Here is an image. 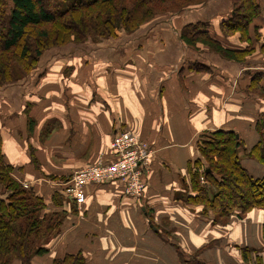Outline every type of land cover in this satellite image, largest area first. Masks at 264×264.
I'll use <instances>...</instances> for the list:
<instances>
[{"label":"crops","instance_id":"obj_1","mask_svg":"<svg viewBox=\"0 0 264 264\" xmlns=\"http://www.w3.org/2000/svg\"><path fill=\"white\" fill-rule=\"evenodd\" d=\"M258 3L264 7V0ZM232 8L233 0H208L131 33L51 51L25 78L0 88L1 153L12 177L66 215L49 252L32 264H55L77 252L85 264H182L194 257L246 264L243 247L264 249V210L223 225L191 198L190 162L199 158L203 133L234 130L248 149L259 138L255 122L264 101L250 83L264 89V54L254 55L264 13L243 39L222 30ZM201 21L224 47L252 54L234 61L208 46L190 47L181 31ZM260 45L264 53V38ZM121 129L155 150L143 197H125L122 184L111 181L87 185L81 209L68 201L55 207L52 196L62 193L67 178L109 154ZM240 157L252 174L264 173L257 160Z\"/></svg>","mask_w":264,"mask_h":264},{"label":"trees","instance_id":"obj_2","mask_svg":"<svg viewBox=\"0 0 264 264\" xmlns=\"http://www.w3.org/2000/svg\"><path fill=\"white\" fill-rule=\"evenodd\" d=\"M208 0H0V88L25 78L43 57V38L57 49H67L86 41L115 38L121 32L131 33L160 15L181 12L200 6ZM173 10L175 12L170 13ZM264 7L258 0H233L230 16L222 22L226 35L248 33L249 24ZM159 14V15H158ZM44 25L36 33L37 48L30 56L29 30ZM248 35V34H247ZM52 36V37H50ZM244 37V36H242ZM180 38L190 47L208 46L227 59L244 61L251 50L224 47L205 22L187 24ZM24 40V42H23ZM21 51L14 56L13 50ZM51 48V47H50ZM34 66V67H35ZM259 90H263L258 85ZM259 135L249 149L234 130L208 131L197 140L199 158L190 162L191 198L221 223L232 216L243 219L249 212L264 210V173L252 174L240 153L264 166V113L255 122ZM241 149V150H240ZM12 167L4 161L0 139V264H32L37 255L48 252L45 241L57 233L64 222V212L52 209L32 188L15 180ZM201 175L204 182L201 181ZM67 197L60 192L52 196L55 207ZM264 241V222L262 224ZM246 264H264V251L251 247L241 249ZM67 254L65 258H70ZM196 260V263H194ZM60 260H55L58 264ZM182 264H205L196 257L183 259Z\"/></svg>","mask_w":264,"mask_h":264},{"label":"built area","instance_id":"obj_3","mask_svg":"<svg viewBox=\"0 0 264 264\" xmlns=\"http://www.w3.org/2000/svg\"><path fill=\"white\" fill-rule=\"evenodd\" d=\"M154 152L153 147L135 133L118 130L110 143L109 154L103 153L96 162L74 171L67 178L62 193L68 202L81 209L87 185L118 181L125 197L139 200L147 186ZM201 181H204L203 175ZM22 184L30 188L27 183Z\"/></svg>","mask_w":264,"mask_h":264},{"label":"rangeland","instance_id":"obj_4","mask_svg":"<svg viewBox=\"0 0 264 264\" xmlns=\"http://www.w3.org/2000/svg\"><path fill=\"white\" fill-rule=\"evenodd\" d=\"M188 9V8H187ZM184 10H186V9H184ZM184 10H182V11H184ZM170 13H172V12H175V11H173V10H170L169 11ZM159 15V14H158ZM161 16V15H160ZM157 18V17H156ZM253 22V21H252ZM45 28V26L44 25H40V26H37V27H35V28H31L30 30H29V36H27V39L25 40V41H27L28 40V42H29V46H30V48L31 49H29L28 50V54H30V56H33L35 53H34V50L37 48V46H36V44H34V41H35V36H36V33H38L39 31H42L43 29ZM263 29V28H262ZM248 33L246 32V33H237V34H239V35H241V37L242 36H244V38L243 39H247V34H249L250 33V24H249V27H248ZM262 31H264V30H262ZM262 31H256V32H254V35H255V38H256V47H258L256 50H255V53H254V55H261V56H263V52H260V41L264 38V32H263V34H262ZM262 34V35H261ZM233 35V34H232ZM50 37H52V36H50ZM42 41H43V43L40 45L41 47H42V50H44V53H43V56L46 54V53H49V52H51V51H55V50H58L57 48H55V47H53L54 45H53V43H51L50 45H47V42L46 41H48L46 38H43L42 39ZM23 42H24V40H23ZM23 42H21L20 43V47H16L14 50H13V53H14V56L16 55V53L17 52H19V51H21L22 49H21V46H22V43ZM51 47V48H50ZM64 50V52L66 53V51L68 50V49H63ZM63 50H59V51H63ZM54 54L56 53V52H53ZM52 53V54H53ZM57 53H58V51H57ZM250 54H252V51H250L249 52ZM53 54V55H54ZM60 54H61V52H60ZM249 54V55H250ZM43 58V57H42ZM42 58H41V60H42ZM247 59V58H246ZM40 60V61H41ZM245 60V59H244ZM39 65V64H38ZM38 65L37 66H35V65H33L32 66V68H34L33 70H35L37 67H38ZM35 66V67H34ZM33 70H32V72H33ZM30 74V73H29ZM252 86H253V89L252 90H254L258 95H259V97H260V99L262 100V101H264V89L263 90H259V88H258V84L257 83H255V82H251L250 83ZM263 85V84H262ZM263 87H264V85H263ZM241 150V149H240ZM241 154H242V152H241ZM24 186V185H23ZM192 203H194V201H192ZM196 204V203H195ZM194 204V205H195ZM203 206V205H202ZM202 209V213L203 214H206V215H211L212 216V214L211 213H205V208H204V206H203V208H201ZM59 212H61L60 210H59ZM63 217H64V219H65V217H66V215H65V213H64V215H63ZM229 220V219H228ZM228 220H225V221H222V224L224 225V224H227L228 223ZM62 228H63V225L61 226V229L57 232V233H55L54 235H52L51 237H50V239H49V241L51 240V239H53V238H55L57 235H59V233L61 232V230H62ZM48 240H46L45 242L46 243H48L49 242ZM263 251H264V249H262ZM48 252H49V250H48ZM67 255V254H66ZM66 255H64L63 257H60V259H57V260H60L59 261V263L58 264H85V259L82 257V255H80L78 252L76 253V254H72V256H70V258H66L65 260H62L63 258H65V256ZM71 255V254H70ZM39 256V255H38ZM14 262V261H13ZM54 263H55V260H54ZM194 263H196V260H194ZM13 264V263H12Z\"/></svg>","mask_w":264,"mask_h":264}]
</instances>
